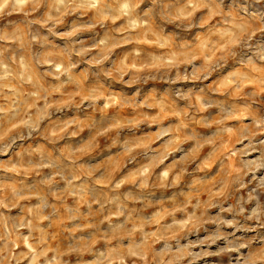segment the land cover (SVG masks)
<instances>
[{"label":"rangeland","instance_id":"1","mask_svg":"<svg viewBox=\"0 0 264 264\" xmlns=\"http://www.w3.org/2000/svg\"><path fill=\"white\" fill-rule=\"evenodd\" d=\"M0 264H264V0H0Z\"/></svg>","mask_w":264,"mask_h":264}]
</instances>
